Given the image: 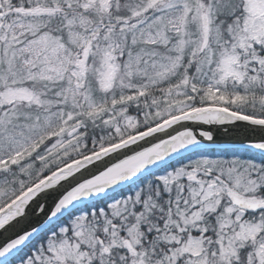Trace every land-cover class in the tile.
Masks as SVG:
<instances>
[{
    "label": "snow or ice",
    "instance_id": "1",
    "mask_svg": "<svg viewBox=\"0 0 264 264\" xmlns=\"http://www.w3.org/2000/svg\"><path fill=\"white\" fill-rule=\"evenodd\" d=\"M0 264H264V0H0Z\"/></svg>",
    "mask_w": 264,
    "mask_h": 264
}]
</instances>
